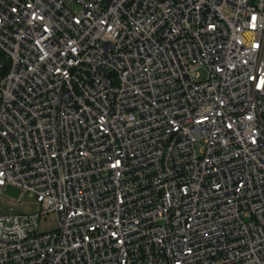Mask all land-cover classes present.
<instances>
[{
    "label": "built area",
    "instance_id": "1",
    "mask_svg": "<svg viewBox=\"0 0 264 264\" xmlns=\"http://www.w3.org/2000/svg\"><path fill=\"white\" fill-rule=\"evenodd\" d=\"M9 186L0 264H264V0H0Z\"/></svg>",
    "mask_w": 264,
    "mask_h": 264
},
{
    "label": "rangeland",
    "instance_id": "2",
    "mask_svg": "<svg viewBox=\"0 0 264 264\" xmlns=\"http://www.w3.org/2000/svg\"><path fill=\"white\" fill-rule=\"evenodd\" d=\"M72 10L76 8L71 6ZM202 77L205 73L202 72ZM19 202V203H18ZM14 208L16 212L21 211L23 214H34L38 211L39 205L35 198L23 195L22 191L14 186H9L3 193V198L0 199L1 212H8L9 208ZM42 231H51L57 229V218L55 215H49L42 218L40 221Z\"/></svg>",
    "mask_w": 264,
    "mask_h": 264
}]
</instances>
